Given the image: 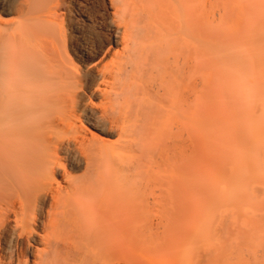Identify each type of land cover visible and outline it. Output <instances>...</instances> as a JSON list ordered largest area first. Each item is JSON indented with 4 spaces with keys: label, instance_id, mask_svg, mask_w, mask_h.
<instances>
[{
    "label": "bare ground",
    "instance_id": "obj_1",
    "mask_svg": "<svg viewBox=\"0 0 264 264\" xmlns=\"http://www.w3.org/2000/svg\"><path fill=\"white\" fill-rule=\"evenodd\" d=\"M204 8L0 0V264L216 259L203 231Z\"/></svg>",
    "mask_w": 264,
    "mask_h": 264
},
{
    "label": "rangeland",
    "instance_id": "obj_2",
    "mask_svg": "<svg viewBox=\"0 0 264 264\" xmlns=\"http://www.w3.org/2000/svg\"><path fill=\"white\" fill-rule=\"evenodd\" d=\"M219 1L203 13V231L211 264H264V0ZM231 225L243 230L238 243L223 237Z\"/></svg>",
    "mask_w": 264,
    "mask_h": 264
}]
</instances>
